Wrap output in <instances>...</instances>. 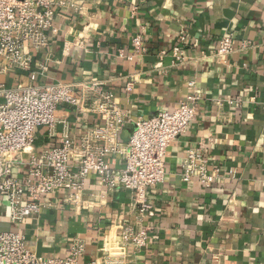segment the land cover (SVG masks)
<instances>
[{"label":"crops","instance_id":"1","mask_svg":"<svg viewBox=\"0 0 264 264\" xmlns=\"http://www.w3.org/2000/svg\"><path fill=\"white\" fill-rule=\"evenodd\" d=\"M72 1L76 10L56 14L57 32L48 33V47L35 52L27 46L30 70L4 71L0 57V83L17 88L105 81L131 119L120 135L124 143L137 120L199 97L187 132L167 150V177L150 196L156 212L147 221L151 237L137 262L264 264V0ZM183 32L192 61L177 65L171 53ZM225 35L232 36L234 51L220 58ZM136 36L143 53L136 54L132 45ZM162 52L168 55L161 57ZM57 117L54 134L45 127L35 131L32 147L21 157L25 165L15 171L21 179L27 178L26 164L58 145L64 134L77 138L101 124L96 115L78 114L68 105ZM191 149H201L209 172L220 170L210 187L196 178L183 181ZM110 163L115 170L125 165L119 155ZM66 198L59 192L46 196L38 216L13 224L0 197V231L20 234L42 257H66L71 242L82 239L87 262L101 255L106 237L119 235L136 216L131 192L109 191L94 174L80 203Z\"/></svg>","mask_w":264,"mask_h":264},{"label":"built area","instance_id":"2","mask_svg":"<svg viewBox=\"0 0 264 264\" xmlns=\"http://www.w3.org/2000/svg\"><path fill=\"white\" fill-rule=\"evenodd\" d=\"M69 9L76 10L72 0H0V57L5 61L4 71L30 70L33 56L27 53V46L35 52L46 49L48 33L57 32L56 14ZM186 42L183 32L180 45L171 53L177 65L192 61L184 51ZM132 45L136 54L145 52L140 36L133 38ZM233 51L232 36H223L218 57ZM167 55L161 53V57ZM130 87L132 84L127 88ZM198 100L192 95L172 112L160 110L149 119L137 120L124 143L120 135L131 119L117 104L115 94L107 90L105 81L17 88L0 83V197L8 204L11 223L22 224L38 216L45 207L44 197L55 192L77 205L91 174L109 191H130L136 213L134 221L125 225L119 235L104 239L101 255L87 262L83 260L87 246L82 239L71 242L66 257H42L27 247L20 234L0 231V264H138L137 255L148 247L152 233L147 221L156 215L151 193L165 181L167 150L187 132ZM64 105L81 115H96L101 124L77 138L64 134L58 145L45 149L40 159L32 158L26 164L27 178L21 179L15 171L24 167L21 157L32 147L35 131L45 127L54 134L59 123L57 111ZM114 155L124 160L123 169L111 166ZM207 164L201 149L189 150L183 161V181L196 178L210 187L220 170L209 172Z\"/></svg>","mask_w":264,"mask_h":264}]
</instances>
